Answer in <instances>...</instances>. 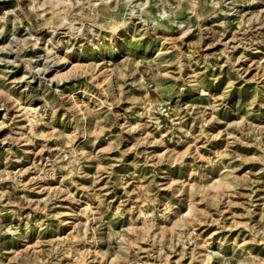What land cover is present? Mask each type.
I'll list each match as a JSON object with an SVG mask.
<instances>
[{
    "label": "rangeland",
    "instance_id": "rangeland-1",
    "mask_svg": "<svg viewBox=\"0 0 264 264\" xmlns=\"http://www.w3.org/2000/svg\"><path fill=\"white\" fill-rule=\"evenodd\" d=\"M0 123V264H264V0H0Z\"/></svg>",
    "mask_w": 264,
    "mask_h": 264
},
{
    "label": "bare ground",
    "instance_id": "bare-ground-1",
    "mask_svg": "<svg viewBox=\"0 0 264 264\" xmlns=\"http://www.w3.org/2000/svg\"><path fill=\"white\" fill-rule=\"evenodd\" d=\"M122 48H124V44L123 43H120L119 42L118 44H115L114 45V51H115V53L118 52V51H120ZM2 128H3V124L0 123V130H2Z\"/></svg>",
    "mask_w": 264,
    "mask_h": 264
}]
</instances>
